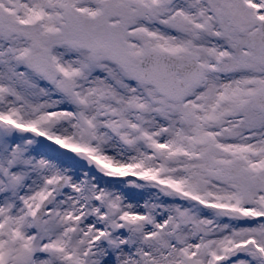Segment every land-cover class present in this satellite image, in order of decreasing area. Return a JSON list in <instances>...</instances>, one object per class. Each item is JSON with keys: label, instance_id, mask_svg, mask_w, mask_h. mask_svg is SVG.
<instances>
[{"label": "snow or ice", "instance_id": "snow-or-ice-1", "mask_svg": "<svg viewBox=\"0 0 264 264\" xmlns=\"http://www.w3.org/2000/svg\"><path fill=\"white\" fill-rule=\"evenodd\" d=\"M0 264H264V0H0Z\"/></svg>", "mask_w": 264, "mask_h": 264}]
</instances>
